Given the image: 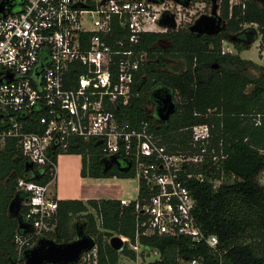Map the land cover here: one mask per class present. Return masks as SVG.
I'll return each instance as SVG.
<instances>
[{
  "label": "built area",
  "instance_id": "obj_1",
  "mask_svg": "<svg viewBox=\"0 0 264 264\" xmlns=\"http://www.w3.org/2000/svg\"><path fill=\"white\" fill-rule=\"evenodd\" d=\"M200 1L0 0V150L14 141L29 169L39 177L52 175L46 183L18 179L28 229L15 236L19 255L57 231L58 199L51 193L57 158L80 139H96L103 157L123 166L131 163L139 190L143 186L148 192V201L136 205L135 240L119 235L136 252V258H128L137 261L151 249L140 240L149 235L185 236L217 249L219 238L198 222L188 185L190 180H211L197 167L206 163L208 170L226 157L213 148L207 158L210 125L192 127L201 152H169L148 121L131 127L112 108L130 102L138 72L152 59L148 50L139 49L144 34L192 24ZM118 30L126 33L116 37ZM68 264H101L98 244ZM182 264L204 262L194 257Z\"/></svg>",
  "mask_w": 264,
  "mask_h": 264
},
{
  "label": "trees",
  "instance_id": "obj_2",
  "mask_svg": "<svg viewBox=\"0 0 264 264\" xmlns=\"http://www.w3.org/2000/svg\"><path fill=\"white\" fill-rule=\"evenodd\" d=\"M219 5L224 28L218 33L181 27L144 34L139 49L148 50L152 59L138 72L130 102L112 107L131 127L148 121L169 152H201L202 146L193 141L192 127L208 123L211 137L207 158L213 148L216 153L222 150L226 154L208 170L206 163L197 167L211 180L188 182L196 199V218L207 234L218 236L217 249L193 244L185 236H142V243L160 253L149 264H182L194 257L202 258L204 264H264V184L259 179L264 172V65L240 55L250 48L242 40L258 38L254 27L245 28V24H257L264 50V3L241 0L231 4L230 0H220ZM125 33L118 30L115 36ZM164 38L169 42L166 49ZM226 40L239 53L225 52ZM163 55L177 59V65L158 69L163 67V62L159 65ZM253 70L258 74H252ZM166 91L174 99L178 94L179 99L175 100L176 112L168 122H162L156 105ZM101 147L96 139H80L69 149V153L82 155L83 176H136L132 169L125 171L116 164L105 171L109 159L102 156ZM27 165V158L14 141L0 150V264H24L15 236L26 230L9 213L15 196L25 197L17 190L18 179L27 176L46 183L52 178L50 173L39 177V172ZM148 196L142 186L138 198L128 205L119 198L58 199L57 231L49 236L57 242H69L82 229L96 239L101 264H119L122 254L136 258L128 243L122 251H116L109 239L125 235L135 240L136 205L138 201L146 203Z\"/></svg>",
  "mask_w": 264,
  "mask_h": 264
},
{
  "label": "rangeland",
  "instance_id": "obj_3",
  "mask_svg": "<svg viewBox=\"0 0 264 264\" xmlns=\"http://www.w3.org/2000/svg\"><path fill=\"white\" fill-rule=\"evenodd\" d=\"M220 0H202L198 6L193 10H196V18L192 24L183 23V27H189L192 29L198 22L200 17L210 14L215 6L219 5ZM264 3V1H263ZM209 16V15H207ZM219 16V15H218ZM189 18V16H187ZM254 27L255 34L258 38L254 41L251 38L242 40L248 42L249 49H245L240 52L241 57L251 59L260 65H264V51L262 53L261 34H259L257 24H245V28ZM254 37V36H253ZM163 49H166L169 44L167 38L162 40ZM223 49L225 51H232L233 53H239L234 44L230 41L223 42ZM178 60L169 56L163 55V67L172 68L177 65ZM161 64V63H160ZM159 64V65H160ZM252 74H258L257 70H253ZM178 94L175 95V100H178ZM152 109V106H149ZM82 155L78 153L61 152L57 158L58 177L51 185V193L55 195L57 199L66 198H80L88 200L91 198H125L129 201L138 198L139 194V180L137 176L128 177H94L83 176L81 174ZM260 182L264 184V172L259 176ZM160 257V253L151 248L144 251L140 255V259L132 261L128 256L121 255L119 264H149Z\"/></svg>",
  "mask_w": 264,
  "mask_h": 264
},
{
  "label": "water",
  "instance_id": "obj_4",
  "mask_svg": "<svg viewBox=\"0 0 264 264\" xmlns=\"http://www.w3.org/2000/svg\"><path fill=\"white\" fill-rule=\"evenodd\" d=\"M181 3H185V0H178ZM219 6H215L212 10V14L209 16H203L198 19V22L192 30L199 33H218L224 28V23L218 13ZM219 15V16H218ZM213 19L214 25L211 28H202L201 21ZM163 25H167L168 22L163 18ZM215 66L218 67L216 64ZM157 95V93L155 94ZM177 104L174 99V95L166 91L164 95L157 100L156 114L159 120L168 122L171 116L176 112ZM116 163L122 170H129L131 163L127 166H123L116 158L105 161V171L111 169ZM31 165H28V168ZM23 198L17 194L10 204V215L19 219L21 228L27 230L26 225L23 223L22 218L19 216L21 204ZM97 244L94 237L86 234L82 229L78 231L76 239L69 242H57L53 238L41 237L37 243L24 251L23 258L24 264H68L76 262L81 254L87 250H90ZM110 245L116 251H122L125 247V243L119 235H115L110 240Z\"/></svg>",
  "mask_w": 264,
  "mask_h": 264
},
{
  "label": "flooded vegetation",
  "instance_id": "obj_5",
  "mask_svg": "<svg viewBox=\"0 0 264 264\" xmlns=\"http://www.w3.org/2000/svg\"><path fill=\"white\" fill-rule=\"evenodd\" d=\"M214 25V23H213V19H209V20H204V21H201V27L202 28H211V26H213ZM161 61L163 62V57L161 58ZM163 122V121H162ZM9 213H10V208H9ZM23 213H22V210H21V208H20V212H19V216L22 218L23 217V215H22Z\"/></svg>",
  "mask_w": 264,
  "mask_h": 264
},
{
  "label": "crops",
  "instance_id": "obj_6",
  "mask_svg": "<svg viewBox=\"0 0 264 264\" xmlns=\"http://www.w3.org/2000/svg\"><path fill=\"white\" fill-rule=\"evenodd\" d=\"M258 1H259L260 3H263L264 0H258ZM152 61H153V60H152ZM161 62H162V61H160L159 64H160ZM81 167H82V165H81ZM57 177H58V175H57ZM114 177H116V176H114ZM120 199H122V200H127V199H125V198H120ZM127 201H129V200H127Z\"/></svg>",
  "mask_w": 264,
  "mask_h": 264
}]
</instances>
